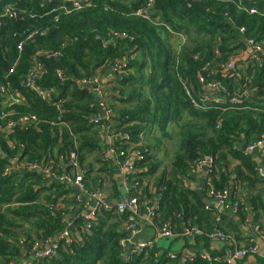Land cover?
<instances>
[{"label":"trees","instance_id":"16d2710c","mask_svg":"<svg viewBox=\"0 0 264 264\" xmlns=\"http://www.w3.org/2000/svg\"><path fill=\"white\" fill-rule=\"evenodd\" d=\"M83 2L73 9L68 0H0V85L16 90L0 92V264H180L179 254L170 258L155 244L139 253L127 248L130 232L123 225L129 211L99 207L92 220L79 216L71 226L64 224L78 200L73 188L51 177L72 174L73 152L88 189L85 178L93 163L88 156L108 163L98 143L100 121L93 122L100 116L97 90L86 84L95 76L113 102L105 101L111 114L102 124L128 139L114 145L127 143L126 151L142 155L127 175V196L140 207L150 196L145 184L152 185L154 226L167 224L175 235L197 228L195 241L204 246L213 231L232 240L210 253L212 259L199 255L184 264H227L225 249L239 248L240 240L247 247L255 238L243 234L241 224L224 212L206 207L186 179L209 157L203 194L213 190L226 196L230 180L249 188L243 193L235 186L230 203L242 222L253 214L250 224L258 226L256 234H264V197L250 192L264 184V174L240 148L264 142V54L238 59L247 39L264 49V0ZM172 33L186 39L174 47ZM230 57L236 65L222 75ZM104 72L112 77L106 79ZM199 76L216 88L205 90ZM28 77L35 86L25 85ZM10 92L18 93V102H12ZM22 115L35 120L2 130ZM20 162H38L49 167L50 175L25 168L4 173ZM65 228L69 239L57 237ZM50 242L57 243L53 255L31 257L35 243Z\"/></svg>","mask_w":264,"mask_h":264},{"label":"crops","instance_id":"0c3cea01","mask_svg":"<svg viewBox=\"0 0 264 264\" xmlns=\"http://www.w3.org/2000/svg\"><path fill=\"white\" fill-rule=\"evenodd\" d=\"M172 36L174 37L171 38V42L174 47L177 45L178 41L180 40L183 41L184 39H186L185 36L182 34L172 33ZM107 73L109 72H104V75L106 74L105 78L109 79L111 76ZM103 94H104L103 97L104 103L106 101L109 104H113V102L110 101V98H112L110 95L111 92L108 90V92ZM113 95L114 93L112 94V96ZM95 106L99 108L101 112L100 116L104 117L105 113L100 109V103L96 102ZM105 106L106 108H108L106 104ZM183 119L186 120V115L183 116ZM178 120L179 118L177 119V121ZM177 121L175 120L171 121L170 126H175ZM114 130L115 129L113 128V125L111 127V130L110 127L107 130L103 124L100 125V130H99L100 135H99L98 143L102 146V148H104V150L106 147L110 145L116 147L114 145L115 143L124 144L125 141L128 140L126 135L118 134L114 132ZM144 136L145 135L143 134L140 135V142ZM126 144L121 147H116L115 149L125 150V151L130 150V146ZM248 153L251 154L253 160L257 163L258 167L261 168L264 173V146L255 148ZM103 157L107 159L108 163L106 165L99 164L98 162H94L92 154L91 156H88V161H92L93 163H92V169L89 171V174H87L85 178L86 183L89 186L87 190L91 189V190L100 191L103 194L109 207L110 206L115 207L116 204L119 201H121V199H124L126 197L127 192L129 191V189L127 188V184L124 183V179H123L125 172L121 167V165L118 163L117 159L106 157L104 152H103ZM207 168H209V165H204L203 167L196 166L195 168L190 170L187 173L186 185L196 191L198 196H200L203 199V202L205 203L206 207L214 211L224 212L225 216L241 224V232H243V234H245L246 236H250L251 234V236H254L255 238L254 244L256 246V252L248 257L238 258L236 260H233L231 264H264V238H261V235L256 234V231L253 230L254 225L252 226L250 224L253 214L248 213L246 221L242 222V220L236 214L235 211L236 209L230 203V197L235 192V186H237V184L235 183L234 180H230L229 192L228 194H226V196H224L226 200L225 201L226 206L220 207L218 205V199L216 196H214L213 194L211 195L208 190L207 191L205 190L206 193L203 194L204 187L207 184ZM46 169L49 170V167H47ZM89 169L90 168H88V170ZM37 171L44 173L42 170H37ZM48 174L46 176H49ZM51 181L54 183L55 182L64 183V184L66 183L65 185L67 187H71L74 189L76 194L75 196L76 197L79 196V201H77V205L75 209L67 214L70 215L69 220L66 219V216L64 218V224L66 226L67 225L71 226L74 219H76L79 216L84 217L91 211L90 206L92 205V202L90 198L85 194L81 193L78 190V188H76V186H72L71 183H68L67 181H61L60 179H57L54 176L51 177ZM237 187H239L240 190L243 189V193L245 192L244 190L249 189L243 186H237ZM113 188H116L118 193H116ZM145 189L149 191L150 196L148 200L144 199L142 205L138 207V210H140L139 216L137 218L139 228H137V231H135L133 234L131 233L129 245L126 241L127 248H129V246H136L140 243H146V242L155 244L159 250L167 251L169 254H173L174 255L173 257L179 254V259H180L179 263L184 264L186 263V261L195 258L196 256H199L200 254L203 253H206L212 257L210 253H215L216 251L222 250L224 246L229 245V243L227 242L209 237L208 246H204V244L201 241H197V240L195 241V236L200 234V231L197 228H193L191 232L187 235L183 233L184 232L183 229L181 232H179L172 238L157 237V234H155V232L160 228V226L156 227L152 224V218L150 215L152 211V207L156 204V198H157L156 188L153 187L152 185L145 184ZM250 192L252 194H257L261 192L262 197H264V184L256 185L252 187ZM113 201H115L116 203L113 204ZM260 216L261 215H259V217ZM260 220H261L260 222H262L264 225V221L262 220L261 217ZM262 235L264 236V234ZM57 237H59V235ZM236 243H238L237 245L239 246V248H243L242 240Z\"/></svg>","mask_w":264,"mask_h":264},{"label":"built area","instance_id":"2783aa9c","mask_svg":"<svg viewBox=\"0 0 264 264\" xmlns=\"http://www.w3.org/2000/svg\"><path fill=\"white\" fill-rule=\"evenodd\" d=\"M68 1H71L73 9H78V8L82 7V5L84 4L83 0H68ZM149 6H150V4L148 3L147 7L149 8ZM250 12H254V10L250 9ZM5 14L10 15L9 8L5 9ZM242 30L243 29L241 28L240 31H242ZM115 35H116V33H115ZM246 45L247 46L245 47V49L239 53L238 59L247 60L248 58H250L254 55L264 54V49L262 48V46L260 44L254 43L253 40L247 39ZM236 62H237L236 59H234L233 57H230L227 61V64L222 67V71H223L222 75H229L231 70L235 67ZM9 72H12V68L9 69ZM199 81L202 83V87L205 90H210V89L216 88V83L212 80H205V78H203L202 76H199ZM86 84L92 85V86L95 85L94 89L97 90L96 94L99 96V99H100L98 101L100 103V109L105 113L103 118L101 116H99L98 118H95L93 120V122H95L97 120L100 121L101 119H104V118H108L109 115L111 114V111H110V109L106 108L105 103L103 101L104 94L100 88L99 76H95L91 81L86 82ZM96 84L98 86H96ZM25 85L26 86L34 85L33 79L31 77H28ZM183 87L186 88V94L188 95L189 90L187 88V85L183 84ZM8 88H9L8 85H0V92L6 93L7 91H12V92L16 91L14 89L8 90ZM35 91L37 94H39V96L46 97V94L43 90L36 89ZM12 92L9 93V97L13 103H16L19 101L18 93L17 92L12 93ZM100 97H102V98H100ZM236 100H237L236 98H233L232 99L233 103L236 102ZM191 101L194 103L193 99H191ZM29 120H35V117L34 116H28V115H22V116L18 117L17 121L9 120L2 130H7L8 128L10 129L11 127H14L17 123H20L18 125H23V123L28 122ZM263 146H264L263 141H256L255 143L246 146V149L248 151H251L255 148L263 147ZM104 153H105V156L108 158L117 159L118 163L121 165V167L123 168V170L125 172L124 177H123L124 183L127 182V178H128L127 175L135 172L134 167H133L134 161L142 159V155L138 151L131 152V151H125V150H116L114 147H111V146L106 147L104 150ZM70 159H71L72 165L75 167V170L72 171V174L70 176L63 171L59 176H57V179L71 183L72 186H76L81 193L85 194L86 196H88L90 198V200L92 202V205L90 206L91 211L87 215L84 216L85 221H89V220L93 219L94 212L97 208H99V207L108 208L109 205L107 204L103 194L100 191H97V190L96 191H89L86 189V187L84 185V182H85L84 176H83L82 172L77 168V161H76V157H75L73 152L70 154ZM13 160H15V159L13 158ZM210 164H211V159L209 157H205L204 160L199 162L198 166H200V167H203L204 165L210 166ZM23 168H25L27 170H42L44 172L43 173L44 175H47L49 173V170L46 169L43 165H41L38 162H33L30 164H26L23 162H20L19 164L13 163L11 165H8L4 169V173L8 174L14 170L23 169ZM258 172L260 175L264 174L261 168L258 169ZM48 175H50V174H48ZM209 192L211 195L213 194L214 196L217 197L218 205L220 207L226 206L225 197L223 194H220V193L215 192L213 190H210ZM77 200L79 201V196L77 197ZM233 206L236 209V206L235 205H233ZM115 207H116V210L119 214H123L125 211H129V217L127 219V223H125L123 225L124 229L128 230L130 232V236L127 237V239L125 240V241H127L128 245H129L131 233L133 234L135 231H137V228H139L138 219H137L139 216V211H138L136 199L128 197L126 195V197L124 199H121V201L118 202ZM150 215H151V213H150ZM67 226H70V225H67ZM192 229L193 228H184L183 233L185 235H187L191 232ZM257 229H258L257 226H254L253 230L257 232ZM155 234H157V237L172 238L175 236V233L172 231V229L167 224L162 225L158 230H156ZM69 236H70V234L68 232V228H65L59 234V237L65 238V239H69ZM208 236L210 238L219 239V240L227 242V243L232 242V240L228 236H225L220 231H213ZM261 238H264V236L261 235ZM125 241H124V243H125ZM252 241H253V239L250 240L251 243H252ZM151 245H152L151 243L146 242V243H140L136 246H129V248H131L135 252L139 253L145 247H148ZM56 248H57L56 242H50L49 244H46L43 247H40L39 243H35L33 245V252L31 254V257L32 258H43V257L51 256L55 253ZM255 252H256L255 244H250L247 247H243V248H234L232 250L225 249V251L223 253V259H225L227 264H231L233 262V260H236L238 258L248 257L250 255H253ZM200 256H201V258L206 259V260L212 259L211 256H209L206 253L200 254ZM168 257L173 258V255L168 254ZM23 264H26V263H23Z\"/></svg>","mask_w":264,"mask_h":264},{"label":"water","instance_id":"95a60500","mask_svg":"<svg viewBox=\"0 0 264 264\" xmlns=\"http://www.w3.org/2000/svg\"><path fill=\"white\" fill-rule=\"evenodd\" d=\"M97 98H99V96L97 95ZM240 148L242 149V150H245V151H248L247 149H246V144H242V145H240ZM248 152H250V151H248ZM204 169H205V167H204ZM77 188V187H76ZM120 202V201H119ZM116 202L115 201H113V204H115ZM69 218H70V215H66V219L67 220H69Z\"/></svg>","mask_w":264,"mask_h":264},{"label":"clouds","instance_id":"9594fccd","mask_svg":"<svg viewBox=\"0 0 264 264\" xmlns=\"http://www.w3.org/2000/svg\"><path fill=\"white\" fill-rule=\"evenodd\" d=\"M7 73H9V71H8ZM34 86H35V85H34ZM14 90H15V89H14ZM96 96H97V94H96ZM99 100H100V99L98 98L96 102H98ZM99 112H100V111H99ZM100 113H101V112H100ZM100 115H101V114H100ZM102 118H103V117H102ZM102 120H103V119L100 120V123H101V124H102ZM108 129H109V128H108ZM108 129H107V130H108Z\"/></svg>","mask_w":264,"mask_h":264}]
</instances>
